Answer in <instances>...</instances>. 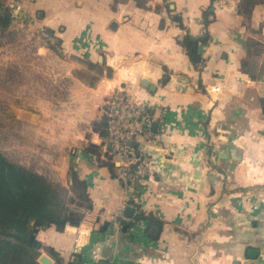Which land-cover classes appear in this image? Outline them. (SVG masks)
Masks as SVG:
<instances>
[{
	"label": "crops",
	"instance_id": "crops-1",
	"mask_svg": "<svg viewBox=\"0 0 264 264\" xmlns=\"http://www.w3.org/2000/svg\"><path fill=\"white\" fill-rule=\"evenodd\" d=\"M240 2L16 0L42 14V25L64 23L66 52L83 58L66 63L79 103L60 112L58 145L70 149L58 178L84 181L90 207H81L88 214L78 226L40 229V256L54 250L63 264H264V74L248 71ZM250 16L252 32L264 36V3ZM185 37L199 41L197 65ZM84 69L91 74L78 75ZM122 86L157 118L145 146L152 171L136 198L107 152L104 103ZM25 113L35 136L55 141L46 116ZM149 215L162 222L156 238Z\"/></svg>",
	"mask_w": 264,
	"mask_h": 264
},
{
	"label": "rangeland",
	"instance_id": "rangeland-1",
	"mask_svg": "<svg viewBox=\"0 0 264 264\" xmlns=\"http://www.w3.org/2000/svg\"><path fill=\"white\" fill-rule=\"evenodd\" d=\"M7 1L17 12L12 14L10 25L0 30V151L12 162L49 179L51 176L50 180L59 182L69 190L70 196H74L67 178H58V168L62 165L60 158L68 155L70 148L59 146L57 137L58 124L64 116L60 112L71 111L79 103L72 98L74 84L67 79L69 71L66 63L81 62L83 58L66 52L61 39L64 23L52 29L41 24L42 14L30 12V4L21 6L18 3L17 6L16 0ZM243 15L249 29L251 49L248 71L254 76L260 71L264 74V36L252 32L251 16ZM49 29L53 30V34ZM77 72L82 73L78 74L81 77L91 74L85 69ZM106 110L107 105L104 103L105 116ZM25 112L46 116L45 125L53 126L51 129L55 141L47 133L35 136L29 129Z\"/></svg>",
	"mask_w": 264,
	"mask_h": 264
},
{
	"label": "trees",
	"instance_id": "trees-1",
	"mask_svg": "<svg viewBox=\"0 0 264 264\" xmlns=\"http://www.w3.org/2000/svg\"><path fill=\"white\" fill-rule=\"evenodd\" d=\"M264 0H241L243 14L251 15ZM0 30L7 28L15 8L7 0H0ZM53 34V30L49 29ZM184 45L194 64L202 61L198 53V40L184 38ZM264 111V97L259 98ZM74 196L59 182L9 160L0 151V264H41V242L37 235L40 229L55 226L62 231L67 225L78 226L84 220L81 207H90L86 183L74 176L71 186ZM146 219L140 213L137 219ZM150 235L157 237L162 222L152 215L148 217ZM56 264H63L60 255L52 250ZM70 264H75L72 261Z\"/></svg>",
	"mask_w": 264,
	"mask_h": 264
},
{
	"label": "built area",
	"instance_id": "built-area-1",
	"mask_svg": "<svg viewBox=\"0 0 264 264\" xmlns=\"http://www.w3.org/2000/svg\"><path fill=\"white\" fill-rule=\"evenodd\" d=\"M220 88H216L218 90ZM108 118V155L117 160L121 167L123 180L129 184L136 198L142 184L152 171V158L145 150L146 143L154 138L152 131L156 116L148 105L138 101L125 88H118L106 102ZM140 142V143H139ZM86 216L87 210L80 209ZM86 228L76 233V244L82 246Z\"/></svg>",
	"mask_w": 264,
	"mask_h": 264
},
{
	"label": "water",
	"instance_id": "water-1",
	"mask_svg": "<svg viewBox=\"0 0 264 264\" xmlns=\"http://www.w3.org/2000/svg\"><path fill=\"white\" fill-rule=\"evenodd\" d=\"M126 228H127V225H125V229ZM39 260L42 264H53L54 263V259L46 254L41 255Z\"/></svg>",
	"mask_w": 264,
	"mask_h": 264
}]
</instances>
